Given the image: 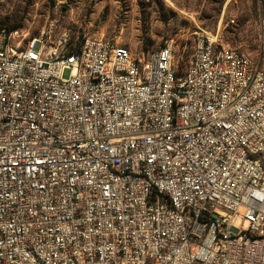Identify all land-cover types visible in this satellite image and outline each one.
<instances>
[{"label":"built area","instance_id":"2783aa9c","mask_svg":"<svg viewBox=\"0 0 264 264\" xmlns=\"http://www.w3.org/2000/svg\"><path fill=\"white\" fill-rule=\"evenodd\" d=\"M53 35L0 25V264H264V18L184 71Z\"/></svg>","mask_w":264,"mask_h":264},{"label":"rangeland","instance_id":"374dc122","mask_svg":"<svg viewBox=\"0 0 264 264\" xmlns=\"http://www.w3.org/2000/svg\"><path fill=\"white\" fill-rule=\"evenodd\" d=\"M263 18L264 0H6L0 5V24L32 35L49 28L54 35L68 31L76 46L89 34L148 54L173 40L175 60L184 53L183 71L199 29L218 33L224 44L257 58Z\"/></svg>","mask_w":264,"mask_h":264},{"label":"trees","instance_id":"16d2710c","mask_svg":"<svg viewBox=\"0 0 264 264\" xmlns=\"http://www.w3.org/2000/svg\"><path fill=\"white\" fill-rule=\"evenodd\" d=\"M0 25H2V24H0ZM3 25H6V24H3ZM16 27H18V26H13V27H10V28H16Z\"/></svg>","mask_w":264,"mask_h":264}]
</instances>
